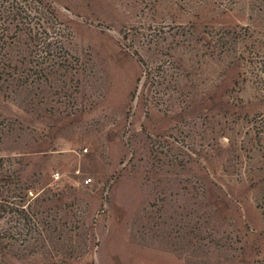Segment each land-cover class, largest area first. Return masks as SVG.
<instances>
[{"label":"rangeland","instance_id":"374dc122","mask_svg":"<svg viewBox=\"0 0 264 264\" xmlns=\"http://www.w3.org/2000/svg\"><path fill=\"white\" fill-rule=\"evenodd\" d=\"M52 2L83 69L0 106L44 216L10 264H264V0Z\"/></svg>","mask_w":264,"mask_h":264},{"label":"trees","instance_id":"16d2710c","mask_svg":"<svg viewBox=\"0 0 264 264\" xmlns=\"http://www.w3.org/2000/svg\"><path fill=\"white\" fill-rule=\"evenodd\" d=\"M228 30L234 32L236 28ZM226 34L222 32L217 40L226 43ZM69 35L52 0H0V106L3 101L7 104L15 101L19 107L26 108L34 103L44 81L57 75L67 78L82 71L80 56L68 44ZM236 68L233 61L228 70L230 80ZM260 68L264 71V60ZM258 80V84H264L261 73ZM0 123L3 137L11 128L9 122L0 120ZM254 124L255 140L262 142L264 114L256 116ZM12 160V156L0 155V264H10L16 245L27 242V234L44 221L37 211L41 192H36L34 197L29 195L30 190L34 192L38 187L25 184L21 168ZM46 184L42 182V191Z\"/></svg>","mask_w":264,"mask_h":264},{"label":"built area","instance_id":"2783aa9c","mask_svg":"<svg viewBox=\"0 0 264 264\" xmlns=\"http://www.w3.org/2000/svg\"><path fill=\"white\" fill-rule=\"evenodd\" d=\"M53 175H54L55 177H58V176L60 175V171L57 170V171L53 172ZM91 180H92V177H91V176H87V177L84 179L85 183H90Z\"/></svg>","mask_w":264,"mask_h":264}]
</instances>
